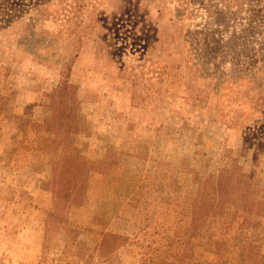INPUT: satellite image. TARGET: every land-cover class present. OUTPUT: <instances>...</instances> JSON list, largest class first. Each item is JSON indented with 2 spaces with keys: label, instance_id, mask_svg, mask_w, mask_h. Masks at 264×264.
<instances>
[{
  "label": "rangeland",
  "instance_id": "rangeland-1",
  "mask_svg": "<svg viewBox=\"0 0 264 264\" xmlns=\"http://www.w3.org/2000/svg\"><path fill=\"white\" fill-rule=\"evenodd\" d=\"M74 1L0 27V264H264V0H235L225 69L164 0H138L156 40L131 55V2ZM166 65L155 98L124 71Z\"/></svg>",
  "mask_w": 264,
  "mask_h": 264
},
{
  "label": "trees",
  "instance_id": "trees-1",
  "mask_svg": "<svg viewBox=\"0 0 264 264\" xmlns=\"http://www.w3.org/2000/svg\"><path fill=\"white\" fill-rule=\"evenodd\" d=\"M14 1V0H13ZM18 1V0H16ZM21 3L20 8H16V5L9 2V0H0V27L5 28L22 18L24 14L28 13V10L32 8H44L54 9L55 6L65 5L70 8L72 4H75L74 0H19ZM22 1V2H21ZM131 2L134 8L132 10L127 9L125 11V28L129 30L124 33L125 39H130L131 45L129 47V55L135 52L138 46L142 51L147 52V46L149 41L156 40L155 28L146 19L145 14L140 11V6L138 0H126ZM168 5L173 7V12L175 17L184 23L185 31V46L188 50L200 52L199 59L207 58V56H212L215 60L213 67L217 69H225L224 66L230 65V63H225L221 61L222 57L219 53L225 50L231 51L235 55L245 54L247 49L244 46H240L232 39L224 40L225 30L228 26L227 17L231 12L239 10L238 1L235 0H164ZM215 2L214 6H211L212 2ZM216 11H213V8ZM26 8V9H25ZM237 14V13H235ZM124 18V17H123ZM97 21H93L91 24L94 26ZM191 27V29L189 28ZM235 39L234 36H231ZM123 38V37H122ZM142 42V46L139 44ZM128 47V46H127ZM144 49V50H143ZM125 50L124 43L115 50L121 52ZM139 53V51H136ZM115 56V55H114ZM122 61V57H119V62ZM217 65V66H216ZM235 66V65H234ZM238 70L236 71L239 76H241L243 71L250 72L251 70H257L254 67H245L241 65H236ZM143 67V66H142ZM178 67L166 65V66H155L154 69H145V71L150 72L151 76L145 77L146 73L144 70L139 73L140 76L133 75L131 71L124 70L133 87L140 88L146 93V98H155L160 96L161 92L173 91L174 88L180 87L181 79L178 77L177 73ZM232 69H227L226 71H231ZM128 71V72H127ZM70 70L68 67L64 68L61 74V82L58 88L55 90L54 98L51 104L56 103V101H61L62 98L70 100L69 97L70 90L74 89L69 81ZM240 80V79H239ZM141 83H147L148 86L140 85ZM150 85V86H149ZM149 93V95H148ZM68 96V97H67ZM71 100H74L72 97ZM261 113H264V108ZM54 114V113H53ZM243 197L247 196L245 193H241ZM234 204V203H233ZM234 206V205H233Z\"/></svg>",
  "mask_w": 264,
  "mask_h": 264
}]
</instances>
